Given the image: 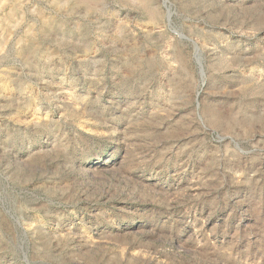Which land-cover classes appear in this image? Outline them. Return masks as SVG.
<instances>
[{
    "label": "rangeland",
    "instance_id": "374dc122",
    "mask_svg": "<svg viewBox=\"0 0 264 264\" xmlns=\"http://www.w3.org/2000/svg\"><path fill=\"white\" fill-rule=\"evenodd\" d=\"M0 264H264V0H0Z\"/></svg>",
    "mask_w": 264,
    "mask_h": 264
}]
</instances>
